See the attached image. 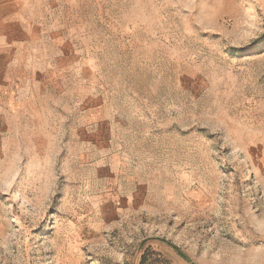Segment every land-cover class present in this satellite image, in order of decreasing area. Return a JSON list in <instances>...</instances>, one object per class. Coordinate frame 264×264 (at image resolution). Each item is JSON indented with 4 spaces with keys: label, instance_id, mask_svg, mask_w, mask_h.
<instances>
[{
    "label": "rangeland",
    "instance_id": "1",
    "mask_svg": "<svg viewBox=\"0 0 264 264\" xmlns=\"http://www.w3.org/2000/svg\"><path fill=\"white\" fill-rule=\"evenodd\" d=\"M8 27L0 264H264V0H0Z\"/></svg>",
    "mask_w": 264,
    "mask_h": 264
},
{
    "label": "crops",
    "instance_id": "2",
    "mask_svg": "<svg viewBox=\"0 0 264 264\" xmlns=\"http://www.w3.org/2000/svg\"><path fill=\"white\" fill-rule=\"evenodd\" d=\"M9 32L10 28L8 27L0 37V53L4 54V56L0 57V92L19 91L29 71L27 58L22 59L10 54L12 53L13 45L5 41L8 38ZM5 54H9V56H5ZM112 160L113 162L108 165L111 184L107 189L111 192L110 196L113 200L119 201L121 206L123 202L129 203V201H132V205L136 209L140 204L138 197V192L140 191L139 186L141 184L138 177L140 176L134 169H132L131 173L125 172L124 170H127V164L124 161L118 163L114 157ZM132 168L134 167L132 166ZM120 180L123 181V186L118 184V181L121 182ZM125 187H127V193H125ZM128 187H130V191Z\"/></svg>",
    "mask_w": 264,
    "mask_h": 264
}]
</instances>
